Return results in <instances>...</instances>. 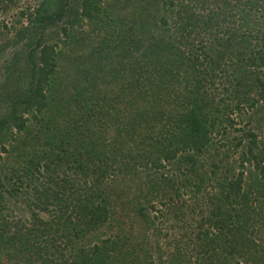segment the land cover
<instances>
[{"label": "trees", "instance_id": "1", "mask_svg": "<svg viewBox=\"0 0 264 264\" xmlns=\"http://www.w3.org/2000/svg\"><path fill=\"white\" fill-rule=\"evenodd\" d=\"M241 3L249 0L40 2L30 20L40 36L25 44L30 80L10 113L0 114L1 128L14 135L28 132V120L38 131L33 141L11 135L17 152L26 150L20 158L30 151L32 158L22 176L10 167L9 188L0 192V264H264V149L248 128L264 104V22L244 24L240 34L236 19L246 16ZM66 14L84 19L92 37L98 33L94 65L111 61L100 70L84 68L74 83L58 70L56 44L43 42L46 26ZM53 86L62 90V123L47 114ZM239 150L238 161H230ZM231 162H238L236 173ZM165 165L181 169L196 207L211 210L197 234L168 242L173 250L164 260L157 244L133 236L132 226L112 240L88 242L70 258L56 244L46 246L48 237H65L72 249L85 233L103 227L108 206L98 199L114 191V179L151 172L134 186L142 199L171 198L175 180L167 178ZM248 169L254 173L245 178ZM22 177L30 182L34 210L1 218L8 203L16 205L19 187L11 181ZM35 181L41 185L33 188ZM142 211L143 205L140 213L151 223ZM76 218L87 231L77 232Z\"/></svg>", "mask_w": 264, "mask_h": 264}, {"label": "rangeland", "instance_id": "2", "mask_svg": "<svg viewBox=\"0 0 264 264\" xmlns=\"http://www.w3.org/2000/svg\"><path fill=\"white\" fill-rule=\"evenodd\" d=\"M41 1L42 0H0V114L5 113L8 115L10 113L11 107L15 104L13 102L14 97L18 94L21 86L25 85L26 82L30 80L28 69L31 65L27 58L25 44L30 41V38L40 36L39 31H36V28L30 25V20L33 19L35 10L38 8ZM243 1L246 2L248 0ZM263 1L264 0H258L257 3H255V0H249L248 5L241 3L239 8L241 10H243V8L246 10V16L243 20L240 18L236 19L235 28L240 26V34L245 30L244 24L250 23V26L253 28L254 26L258 27L257 24L264 22ZM71 5H69L68 8L71 9ZM67 11L70 10L67 9ZM29 16L32 17L29 18ZM117 16H119L118 13ZM78 19L79 20L75 21L74 15L69 16V14H66V16L60 19H55L53 24L46 26L43 32V42L50 45L56 44V49L60 50V57L58 59V70L60 74L62 76L69 75L72 77V83H74L76 77L85 73L84 68H86L85 70H100L108 66L110 67L111 65V61L107 58L103 59V61L99 59V61H96L97 63L95 62L96 65H94L95 58L99 56L94 41V37L97 38L98 33H93L92 37L89 33L86 21L82 18ZM70 22H72V25L69 24ZM81 34L89 41L80 39L82 37ZM91 41L92 43H90ZM91 53L93 54L90 56ZM91 57L93 59H91ZM80 78L81 76L79 79ZM48 94L47 114L50 113L52 117H56L57 120L62 123L63 118L58 115V112L63 110L61 102L62 90L58 86H53ZM257 111L259 113L256 112L253 114L254 116L251 117L248 128L256 135L258 150L261 151L264 149V104H260ZM64 115L69 117L68 115L70 114L68 113L67 115V113H64ZM28 116L27 114L23 115L24 118H28ZM27 125L29 128L27 133L15 135L9 132L8 128L2 129L0 126V180L4 185L0 187V192H4L9 188L6 176H10L13 173L10 167H14L16 171L19 172L20 176H22L21 169L24 165L28 164L29 158H32V152L28 150V155L20 158V156L25 154L26 150L19 154L16 149L17 144L11 141V135L19 138L30 137L31 141H33L35 135L38 134V131L34 129L37 126H35L34 122L31 120H28ZM3 148H5V151H3ZM38 154H41L40 150ZM239 156L240 150L230 161H238ZM231 164L233 165V172L236 173L240 170L238 162L235 164L231 162ZM163 171L167 175V178H173L175 180V187L173 188L174 191L171 198L167 195L166 199H163L161 202V199H159L151 201L149 204L142 199L140 193L134 186L137 184V180H147V175L151 172L144 171V173L138 175V177L129 175L127 178H124L122 182L121 179H114L109 183V185L113 184L114 191H105V193L102 194V198L105 200L98 199L100 205L102 204L104 206L105 202L108 206L109 213L106 218V223H103V227L98 229L96 233L90 231L85 233L86 236L82 240L79 239L77 242L73 241L74 247L72 249V246L68 249L66 248L65 237L60 239H56V236L48 237L49 239L46 246L51 247L53 244H56L59 250H62L64 255L66 256L67 254V258H70L73 252L80 251L81 247L86 248L88 242L94 244L98 241L97 239L99 237L112 240L114 237L128 233L130 230L129 227L132 226L134 230L133 236L138 238V240L140 238L148 241L152 247L153 244H157V248L163 253L162 257L164 260L167 253L173 250V247H168V242H171L172 239L179 243H183L187 240L186 232L190 234V236L197 234V226L201 224L203 219L208 217L211 208L207 205H202L200 208L196 207L195 204H197L198 198H196L197 196L194 190L189 187L188 182H184L185 177L179 172L181 169L176 165H165ZM244 172H246L245 178L250 173H254L252 170L249 172V169L244 170ZM46 177L47 174L43 175V178L40 177L38 181L41 179L46 180ZM131 177L134 178V180H131ZM186 178L190 179V175L187 174ZM115 180L118 182H114ZM38 181H35V184H31L33 188L41 185ZM11 183L19 187L18 191L15 193L16 198L14 200L16 201V205L13 209V206L8 203L6 208L2 210L1 218H10L12 215L16 217L29 216L27 209L31 208L34 210L32 205L33 194L31 189L27 188V184L30 182L25 177H22L20 180L14 178ZM117 188H122L120 190L123 192L116 190ZM260 200L261 198L253 201L255 207L258 206ZM100 205L96 203L95 208ZM142 205L145 207V211L142 212L146 214V216L148 215V219L151 223H145L144 220L146 218L144 219V215L140 213ZM151 206H153V208ZM193 210L194 212H192ZM75 220L80 221L77 223L78 233L80 230H88L84 227V220L81 221V219L78 218ZM174 220L177 222H174ZM204 228H208L206 223L204 224ZM68 231L72 234L76 233L73 227ZM262 232H264L263 229ZM189 247L192 248V244H190ZM0 256L2 257V255ZM193 261L194 259H192V262Z\"/></svg>", "mask_w": 264, "mask_h": 264}]
</instances>
